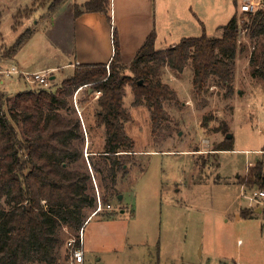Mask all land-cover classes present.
<instances>
[{
  "label": "rangeland",
  "instance_id": "374dc122",
  "mask_svg": "<svg viewBox=\"0 0 264 264\" xmlns=\"http://www.w3.org/2000/svg\"><path fill=\"white\" fill-rule=\"evenodd\" d=\"M52 1L0 0V67L14 65L30 74L42 71L49 78L39 85L19 74L0 73L9 96L26 87L55 90L74 73L71 14L81 6L77 3L87 0H64L50 9ZM237 13L243 12L239 8ZM111 15L114 20V12ZM28 29L31 33L17 52L4 56ZM206 32L214 37L222 34L211 27ZM239 39L247 49L238 52L230 97L218 86L197 94L191 66L177 74L163 71L162 80L177 99L163 100L169 118L161 127L154 129L151 110L145 103L134 105L133 88L126 86L124 106L131 118L124 122V130L134 141L135 156L128 162V173L119 179L122 199L119 195L110 199L109 209L103 203V210L85 224L91 250L84 264H264V200L251 203L244 196L262 189L239 183L250 166L264 162V78L251 73L253 45L245 31ZM49 66L55 69H46ZM18 86L23 89L16 90ZM98 96V91L85 86L72 98L85 131V159L89 145L102 150L105 143V126L97 124ZM228 133L233 150H216L228 140ZM93 184L96 197L99 192L102 198L95 177ZM245 209L253 214L242 215ZM94 210L89 209L87 216ZM75 235L64 231L59 264H70L66 241Z\"/></svg>",
  "mask_w": 264,
  "mask_h": 264
},
{
  "label": "trees",
  "instance_id": "16d2710c",
  "mask_svg": "<svg viewBox=\"0 0 264 264\" xmlns=\"http://www.w3.org/2000/svg\"><path fill=\"white\" fill-rule=\"evenodd\" d=\"M63 1L53 0L49 8ZM82 7L103 12L112 21L109 0H87ZM221 29L219 37L204 31L161 50L156 49L153 30L130 64L122 61L114 29V55L108 65L79 64L55 90L41 87L9 96L0 87V264H59L64 231L77 233L88 210L97 206L93 177L99 180L104 204L119 195V179L135 156L134 141L124 130L131 118L124 106L127 85L133 88V104L145 103L151 110L154 129L169 118L163 100L177 99L162 80L165 69L177 74L191 66L197 94L218 86L230 97L238 52L247 49L239 39L242 31L253 45L251 73L264 78V7L254 14L236 12ZM30 33H23L4 56L16 53ZM85 86L101 92L97 124L106 130L102 150L89 145L87 160L85 131L72 105L75 92ZM232 139L216 150H233ZM239 183L264 190V162L250 166ZM252 214L250 209L242 211L244 216Z\"/></svg>",
  "mask_w": 264,
  "mask_h": 264
},
{
  "label": "crops",
  "instance_id": "0c3cea01",
  "mask_svg": "<svg viewBox=\"0 0 264 264\" xmlns=\"http://www.w3.org/2000/svg\"><path fill=\"white\" fill-rule=\"evenodd\" d=\"M245 1L247 0H118V8L115 6L113 9V0L112 4L109 1L111 13L114 12L112 22L103 12L85 11L82 5L86 1L77 3L81 5L79 8L82 11L77 16L75 12L71 14L74 21L75 44V62L72 66L75 70L77 65L85 63L108 65L114 55V29L118 35L122 61L125 64L133 61L137 51L153 30L157 36V50L173 46L186 37L200 36L210 27L222 33L221 27L225 25L223 20L229 21ZM231 3L235 4L234 9ZM224 12H227L226 18H223ZM46 69L54 70L55 67L49 66ZM20 78L17 84L22 80ZM4 84L5 81L2 80L0 87L7 92L3 87ZM20 89L23 88L21 86L16 88V90ZM25 89L29 90L27 87ZM126 210H122L121 213ZM84 247L86 257L91 250L87 246L86 237ZM122 247L126 248V244ZM95 251L100 250L95 249Z\"/></svg>",
  "mask_w": 264,
  "mask_h": 264
},
{
  "label": "built area",
  "instance_id": "2783aa9c",
  "mask_svg": "<svg viewBox=\"0 0 264 264\" xmlns=\"http://www.w3.org/2000/svg\"><path fill=\"white\" fill-rule=\"evenodd\" d=\"M112 4L113 0H109ZM264 7V0H247L244 3L240 5L241 12H248V13H255L259 8ZM1 74H5L7 76H12L14 74H19L27 82L31 83H37L39 85H44L49 80L47 74L45 72H34V73H27L20 69H18L16 66H13L9 69H1ZM101 92L99 91V94ZM244 196L248 197L253 202H260L264 200V190H258L253 192L251 195L247 196L244 193ZM105 205V204H104ZM107 208H111L110 204L106 205ZM103 210V201L101 198V195L99 192H97V206L92 213L91 216H89L83 226L77 231L75 236L69 237L66 241V248H67V256L69 259L70 264H84L85 261V224L89 221V219L95 215H97L99 212Z\"/></svg>",
  "mask_w": 264,
  "mask_h": 264
},
{
  "label": "water",
  "instance_id": "95a60500",
  "mask_svg": "<svg viewBox=\"0 0 264 264\" xmlns=\"http://www.w3.org/2000/svg\"><path fill=\"white\" fill-rule=\"evenodd\" d=\"M51 78L54 79V76H52ZM140 83H141V82H140ZM231 136H232V135L229 134V133L226 135L227 138H231ZM119 199H122V195H119Z\"/></svg>",
  "mask_w": 264,
  "mask_h": 264
}]
</instances>
